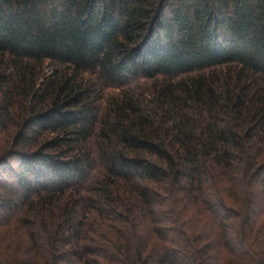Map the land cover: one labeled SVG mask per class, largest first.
<instances>
[{"label":"trees","instance_id":"trees-1","mask_svg":"<svg viewBox=\"0 0 264 264\" xmlns=\"http://www.w3.org/2000/svg\"><path fill=\"white\" fill-rule=\"evenodd\" d=\"M0 264H264V0H0Z\"/></svg>","mask_w":264,"mask_h":264}]
</instances>
